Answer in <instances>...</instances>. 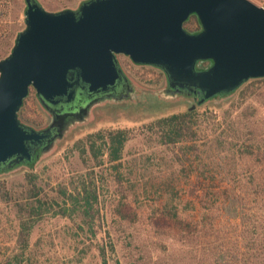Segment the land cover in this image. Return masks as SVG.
<instances>
[{"label": "rangeland", "instance_id": "374dc122", "mask_svg": "<svg viewBox=\"0 0 264 264\" xmlns=\"http://www.w3.org/2000/svg\"><path fill=\"white\" fill-rule=\"evenodd\" d=\"M39 1L46 9L57 10L75 7L82 0ZM253 1L264 4V0ZM24 8V0H0V59L9 53L16 33L24 26ZM187 27L193 29L195 24L188 23ZM119 61L138 88L131 101L139 98L138 102L114 106L105 101L94 106L88 122L73 126L31 169L20 167L0 174V186L4 182L8 189L17 191L26 171L32 170L38 183L51 193L58 185L77 181L81 174L85 177L87 170L94 169L99 202L96 219L85 224L78 217L70 221L47 214L27 221L31 229L22 264H101L96 247L107 242L108 234L115 242L119 264H188L185 257L161 251L153 234L146 233L142 215H147L152 206L156 207L168 195L166 187H179L181 198L187 201L194 198L182 192L200 184L213 185L221 201L228 199L232 186L236 188L234 195L240 203L236 228L241 234L239 245L244 251L248 243L251 264H264V85L252 86L247 91L239 88L225 98L197 105V136L193 142H187L195 149L187 151V160H179L178 147L160 144L144 125L158 117L183 112L192 103L177 97L170 105L158 106L140 89H161L165 85L162 71L136 65L122 54ZM23 109L31 126L43 128L48 123L49 114L39 104L34 88ZM230 122L233 130L227 128ZM105 128L131 129L132 137L124 145L116 169V162L106 159L104 164L95 165L77 144L87 134ZM129 201L133 203L130 212L135 208L140 212V222L129 224L119 213V206L122 209V203ZM19 226L12 203L0 199V264H6L8 255L20 251L23 241H18Z\"/></svg>", "mask_w": 264, "mask_h": 264}, {"label": "water", "instance_id": "95a60500", "mask_svg": "<svg viewBox=\"0 0 264 264\" xmlns=\"http://www.w3.org/2000/svg\"><path fill=\"white\" fill-rule=\"evenodd\" d=\"M24 26L0 59V174L34 164L105 101L138 88L118 55L162 71L165 85L140 89L158 106L178 96L187 110L264 77V5L253 0H82L46 9L24 0ZM191 14L200 29L184 22ZM202 61H210L199 67ZM49 114L43 128L18 116L29 88Z\"/></svg>", "mask_w": 264, "mask_h": 264}, {"label": "trees", "instance_id": "16d2710c", "mask_svg": "<svg viewBox=\"0 0 264 264\" xmlns=\"http://www.w3.org/2000/svg\"><path fill=\"white\" fill-rule=\"evenodd\" d=\"M198 22V18L191 14L184 22V27L191 29L187 27L190 23L195 24L196 28ZM198 65L206 67L208 63L202 61ZM258 85H264V77L248 80L236 90L247 91ZM31 90L33 87L29 88V93L18 111L20 120L25 123L29 122L23 108ZM258 116L263 118L262 112ZM194 118V109L185 110L158 117L144 127L156 135L160 144L177 146L180 152L177 153V158L187 160V151L195 149V145H187V142H193L197 136ZM232 124H228L229 130L234 129ZM246 128L250 131L249 127ZM244 131L248 132L247 129ZM131 137L129 128H105L87 134L78 140L77 144L82 154L93 159L95 165L104 164L106 159L109 163L116 162V169L120 165L124 145ZM93 174V168L87 170L85 177L81 174L77 181L60 184L51 189V193L45 191L38 183V177L32 170L26 171L17 191L8 189L4 182L1 183L0 199L14 206L20 220L18 241H23L19 252L6 257V264H22L30 236L31 225H28V222L36 216L52 214L70 221L78 217L83 223L92 224L99 211L98 190ZM115 180L123 188L118 175H115ZM192 187L189 191L182 192L186 197L194 198H187V201L181 198L179 187H166L168 195L159 201L156 207L152 206L147 215H142L146 233L153 234L161 245V251L185 257L188 264H251L248 243L243 251L239 245L241 234L236 232L240 206L238 197L234 195L236 188L232 186L228 199L221 201L217 195L218 191H213V185L200 184L198 187ZM122 205L124 206L122 209L119 206L118 211L123 219L129 224L140 222V212L136 208L130 212L133 205L131 201ZM189 209L190 212H187ZM93 235L96 236L95 233ZM107 236V242L96 247L97 259L101 264H119L115 242L109 234Z\"/></svg>", "mask_w": 264, "mask_h": 264}, {"label": "flooded vegetation", "instance_id": "af4514ba", "mask_svg": "<svg viewBox=\"0 0 264 264\" xmlns=\"http://www.w3.org/2000/svg\"><path fill=\"white\" fill-rule=\"evenodd\" d=\"M195 15V14H194ZM196 16V15H195ZM197 17V16H196ZM200 29V24H199V22H198V25H197V27L195 28V29H189V31L190 32H196V31H198ZM118 58H119V55H118ZM207 63H208V65H209V63H210V61H207ZM178 98H180V100H182V101H190L191 99H190V97H186V96H178ZM139 101V98H138V100H135V101H130L129 103H130V105L133 103V102H138ZM120 102H124V101H115V100H110V104H112V105H114V106H116L117 104H119ZM191 103H193V102H195L194 101V99L192 100V101H190ZM47 125V124H46ZM45 125V126H46Z\"/></svg>", "mask_w": 264, "mask_h": 264}]
</instances>
